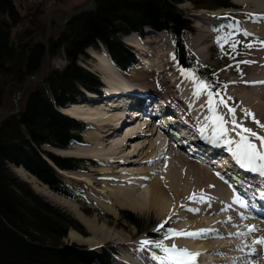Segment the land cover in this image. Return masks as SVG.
<instances>
[{
    "label": "trees",
    "instance_id": "obj_1",
    "mask_svg": "<svg viewBox=\"0 0 264 264\" xmlns=\"http://www.w3.org/2000/svg\"><path fill=\"white\" fill-rule=\"evenodd\" d=\"M180 2L94 0L95 12L74 18L65 33L50 42V54L63 47L69 65L48 73L43 78L44 86L27 90L20 112L0 122V264H111L106 252L64 242L70 228L84 233L81 225L38 196L9 166L21 165L53 188L56 174L40 157L39 146L48 143L65 147L70 141H80L78 124L54 106H63L74 97L78 83L89 89L96 87L94 77L75 65L76 55L99 39L119 64L129 61L117 34L145 25L180 30L186 24L176 7ZM19 19L12 0H0V108L9 107L4 86L19 88L40 68L39 61L44 56L43 43L31 42V35L25 39L17 36L8 46L11 29ZM49 157L58 167L75 168V160ZM122 213L138 225L130 212Z\"/></svg>",
    "mask_w": 264,
    "mask_h": 264
},
{
    "label": "bare ground",
    "instance_id": "obj_2",
    "mask_svg": "<svg viewBox=\"0 0 264 264\" xmlns=\"http://www.w3.org/2000/svg\"><path fill=\"white\" fill-rule=\"evenodd\" d=\"M234 2L241 4L245 9L244 10L240 9L239 11L232 10L233 12H238V13L244 12V14H248V16L254 18V22L249 25L247 24L246 28L243 27L244 28L243 31L248 34H252V36H255V37H254V40L253 38L248 40V44L250 45V51L245 56L248 59V60L246 59L248 63H243V65L241 64L243 66L242 70H244L246 73H247V70L250 71V73L252 71V74L250 78H248L246 81L242 83V86H240V90H236L235 94L233 92V95L231 93V97L228 96L229 93L227 94V96L229 97V99L235 98L236 105L234 109H235V117H236L235 119L237 123L242 125L243 128L251 129L252 132L256 133L257 136H264V127L260 126V125H264V84L253 83V82H258V81H264V0H234ZM239 15L241 17L243 16V14L241 13ZM203 20L205 19L201 18L202 23H203ZM237 31H239V29H237ZM206 32H204L203 36L200 38L199 43L197 44L193 43V46L197 47L200 44H204L207 42L208 37H207ZM131 41L134 45L138 46L141 49L148 48L147 46L142 45L139 41H137L134 38H132ZM195 55H201V50L197 49L195 52ZM96 57H97L96 62L98 63L96 69H100L102 71L101 75L106 79L105 81L108 83V85L112 87L109 92L111 93L113 90H115V88L117 89L121 88L123 91L129 92L130 88H129L128 82L120 76V74L115 70L114 66L108 61L107 57L101 53H97ZM186 73L190 74L191 76L194 75L190 70L187 71ZM188 77H186L184 88L189 89L190 91L192 86L195 85V83L193 81V78L189 79ZM141 81L148 84L144 78L143 79L141 78ZM196 82L198 84L199 80L196 79ZM197 84L195 86H197ZM238 87H239V84H238ZM116 93L117 94L115 95L119 97L120 93L118 92ZM184 94H187V93L184 92ZM112 95L114 96V94ZM190 95L191 96L187 98L189 107L191 109L195 107V110L197 111L198 110L197 104L198 103L201 104V97L200 95L197 96L196 92ZM208 98L209 97H208V92H207L206 99ZM117 101L118 99H116V102ZM112 102H114V99H112ZM116 104L118 106L120 105V102L118 101V103ZM121 107L116 109L117 111L115 112L113 111L114 109L107 110L106 108H103V107H95V109L91 108L89 110H82L80 109L79 105H73L71 106V108L70 107L66 108L64 110L66 113L80 120L82 119L92 124V127L94 128V132H91V133L95 135V138L97 140L95 147L87 148V147L74 145L73 146L74 150H71V152L77 153V154H83L85 156L94 157L95 159H98V161L99 160L103 161L105 165L109 161L108 164L110 165V162H117L118 159H119L118 162L122 161V157L121 156L119 157L118 154L121 152V148L125 146L127 143H129V141L132 138L136 136H141V135L150 136L151 134H156L155 132L157 131H155L154 127L150 128L149 130L144 129L141 131L140 127L136 128L134 126L132 128H128L131 126V125L130 126L128 125V127L124 128L125 130L122 128L123 129L122 134L118 133L116 136H112V138H110L109 134L111 133L112 130L114 131L115 129H117L118 131L120 124H122L123 122L124 124H126L127 122V119L124 118L126 113H124V116H123L122 113L120 112V109H123ZM156 109L158 112L161 111V107L159 106V104L156 105ZM195 110L193 111L195 112ZM246 110L254 114L255 120L259 121V125L255 123L251 117L245 115ZM191 115H196V112L191 113ZM212 115H213V112H212ZM212 115L211 114L208 116L204 115L203 123H204L205 130L210 131V135L213 136L214 125L212 121L209 119V117H211ZM135 116H138V115H135ZM230 120H231V117H230ZM140 126H143V125H140ZM231 127L233 128V125L229 121L227 128L230 130ZM138 129L140 130L141 133L133 136V134L138 132L137 131ZM235 131H236L235 133H238L240 131V128H237ZM236 136H239V135H236ZM238 138L240 139V137ZM249 138L251 140L252 139L259 140L256 138V136L249 135ZM227 139H231V138L227 135ZM190 140L193 142L196 141L195 138H190ZM222 140L224 141L223 138ZM259 142H252V143L258 144ZM146 144L148 145V151L145 150L146 153L144 154V156H147V159L145 160L146 162L148 161L150 162L151 160L157 162L161 159H165V164L167 166L164 167V169H162L160 176L156 175V171L154 172L152 171V173L147 176L148 178L147 186L142 189L141 187H139L141 183L139 184V186H136L134 183L133 187L131 188L121 187L117 185L118 183L113 184V185H107V187L103 189L95 188L94 191L97 193V198L99 200L98 205L109 211H113V206L115 204L120 205V206H127L137 211L153 210L155 214L161 218L164 216L167 217V216L174 215L175 220H180V222L177 221V223L174 225L173 229H176V230L183 229L186 231H196L198 229H211L213 231L210 232L206 236H203L201 238H195V239L192 238L193 240H196L195 242L193 241L189 242L185 237H174L171 239L170 244L171 245L176 244L177 247L179 248H187L191 252H197V253H201L202 251L209 252L205 255V257L209 261L207 263H210V264H217L218 262L231 263L228 261L229 260L228 256H230L233 251L237 250V249H234V247L236 248L239 247L238 245H240V243L234 244L236 243V241H232L231 244L228 243V244L220 245L218 240H216L218 239L216 237L221 236V234L227 235V233L224 230L221 231L219 229L217 230L212 227L215 226L216 224H220L221 222L227 220L229 222H232L231 225L234 226L233 227L234 229L230 230L229 232L227 231L228 234H231L234 237H237V238L239 237L240 239H242L244 238L245 235L237 236L236 233H243V231L241 230L244 227H246L245 223L240 221L239 216L236 218L231 213H230L231 215H228L230 217H227L224 219H221V218L202 219L201 216H196L199 214L203 215L204 213L216 215L221 210L226 211V204L228 202L235 203V201L231 198L232 195L230 191H228L225 188L224 183L222 182V180H220L222 179L221 177L227 178L230 176L229 172L225 169V167L223 168L222 166L225 159L224 158L220 159V157H217L216 156L217 153L215 152L213 153L214 156H211V159L216 160L215 164L219 165V168L216 167V169L226 170V171L224 170L226 172L225 174L221 175V177L220 176L217 177L212 171H210L206 167L195 165L193 161L190 162L186 159H183L182 156L176 157L174 155V152L172 151L173 149L170 147V144L169 143L167 144L165 142L164 136L162 135V133L158 134V136L155 138L152 137ZM229 146H231V149L234 150L236 143L233 142ZM136 149H138L137 152L142 150V148L139 147L138 143L135 144L134 151H136ZM207 150L209 149H207L206 147L201 148L199 150L200 156L203 158H207V157H210L209 155H213V154H208ZM261 150H264V149H261ZM229 152L233 156L232 152L231 151ZM156 156H158L157 159H155ZM175 158H179V160L175 161ZM183 161L184 163H182ZM177 163H180V164H177ZM183 164H185V166ZM183 167L185 169H183ZM150 168L151 167H147V168L145 167L144 170L146 169V171L142 173L147 174L149 170H154L153 168L152 169ZM15 170L21 176L23 175L22 171L19 172L18 169H15ZM122 171L123 169H119L118 171H113L112 169H109V167L107 166H105V168L102 169L103 173H106V172L114 173V172H122ZM256 171H259V170H256ZM187 174H189L188 177L185 176ZM110 178L115 179V177H110ZM138 179L141 180V177H138ZM115 180H119V179H115ZM234 183L238 184L239 182L238 180L234 179ZM192 196L196 197L197 203L199 204V206L196 208L189 205V203L192 200H194V199H189V197H192ZM201 196L205 198L203 201L199 199V197ZM104 200H107V201L104 202ZM108 201H111V202L109 203ZM223 205L225 208L222 207ZM190 209H198L199 211L194 212V211H190ZM183 210L186 211V216L179 215V213H181ZM203 211L205 212L203 213ZM175 215H178V216H175ZM259 215H261V213L256 211L255 216H259ZM77 216L80 218V220H82L86 224L87 228L91 229L93 232H99V231L102 232L100 228H96L93 221L87 220L83 215L77 214ZM80 216H83V217H80ZM184 218H189V219L192 218V219L191 221L184 222ZM234 221L237 224H235ZM254 221L255 222L252 223L250 227L255 226L257 231L255 233H250V234L246 233L245 231L246 236L247 237L251 236L254 238L257 237L256 239L264 237V221H257V218H255ZM211 223L213 224L211 225ZM239 224L244 225V227L239 228L238 226ZM68 237L70 239H77V241L82 240L84 242H88L87 244H89V246L95 245L98 242L103 240L102 233H100L99 237L96 239L93 237L84 238L80 236L79 234L73 231H70L68 233ZM246 238L244 241L242 240V243H243L242 245H245ZM185 239L187 241H184ZM227 240L228 239L226 238V241ZM142 241L144 240H140L138 242H142ZM138 244L141 246V243H138ZM127 245L129 249H132L130 244H127ZM249 245L254 246L256 249L249 248L248 250L241 251V253L243 254L242 258L245 260L250 257H255L254 255L257 253L256 251L258 247H260V251L264 248V247H261L260 245H255L254 243H252V241L249 242ZM210 251L216 252L215 253L217 255L216 260L215 258L212 257L213 253H211ZM199 256L196 257L195 264H199V262L203 260V259L199 260ZM122 260H125V259L122 258ZM252 262H256V261L253 260ZM141 263L147 264L145 261L143 262L141 261ZM247 263L248 261H244V262L236 263V264H247ZM231 264H235V263H231Z\"/></svg>",
    "mask_w": 264,
    "mask_h": 264
},
{
    "label": "rangeland",
    "instance_id": "obj_3",
    "mask_svg": "<svg viewBox=\"0 0 264 264\" xmlns=\"http://www.w3.org/2000/svg\"><path fill=\"white\" fill-rule=\"evenodd\" d=\"M12 1L15 3L16 7L18 8L19 14H21V16H27L23 19V21L17 27H13L11 29V32H12V34H11L12 38L11 39H13L12 41L15 42L16 36L22 35V30L25 32V30L28 29L27 27H31V28L34 27V25H31V22L29 19H31L30 16L34 15V9L39 5V7H38L39 12L36 13L35 16H37V24L39 25V30H41V31L38 33L34 32V31L28 32V35L32 36L31 42L40 41V42L44 43L45 45L47 44L49 54L47 56H43L40 59L41 61H39L40 62L39 66H41L40 68L43 69L46 66V64H45L46 61L49 60V69H48L49 73H52L53 71L64 70L69 65V60L67 59L64 50L60 47L58 50H56L55 54L50 55L51 46L49 48V46H48L49 41L51 39H53V37H54L53 40L56 41L59 37V36H57L59 31L64 30L65 26L62 27L61 22L64 21L66 13L68 11L79 10L82 6L89 5L91 0H70V1L67 0V3L65 5H64V3L62 4L63 0L62 1L61 0H12ZM225 1L227 2V0H225ZM84 2H86V3L84 5H82ZM232 3L237 5L241 10L245 9L241 4L235 3L234 0H232ZM180 7L187 13V15L190 19H192L193 13L199 12V10H197L195 7H193L188 2L181 4ZM220 10L222 11V9H220ZM203 12L206 13V11H203ZM227 13L237 17L241 21L244 20L245 24H246L244 26H238L235 30V33H236L235 36L239 39V41H237L235 43L236 48L239 49V52L237 54H234V52L237 50H235L234 48L231 49L229 47L230 46L229 43H226L224 41V42H221V43L216 45L215 44L216 40L214 39L212 42H210V44H208V47H207V49L209 48L208 51L205 50L206 47L204 45L207 42L204 43L203 45L200 44L199 48L201 49V55H198V59H201V60L199 61L194 56V54H192L191 51L188 50V44H189V38L188 37L184 36L183 44H184V48H186V50L189 52V54H191L193 56L196 66H199V67L204 66V68L207 69L210 76L206 79L207 80L206 82H210V84L213 85V87L217 88V91L215 92V94L217 95L216 96L217 99L215 98V95L211 92L213 95V99L215 101H220L221 99H223L227 104V107H224L223 105H219V102H216V106H218V108L216 107L215 109L217 110V112L220 115L224 116L225 120L230 121V115L228 114V108H234L236 104H235V98L229 99L228 96L231 97V93L233 95V92L235 94L236 90H240V86H242V83L244 81H246L248 78H250V76L252 74V71L250 73V71L247 70V73H246L244 70H242L243 69L242 65H243V61L248 60L245 57L246 54L250 51V46L248 44V40H250L252 38L254 40L255 36H252V34H248V33L243 31L244 30L243 27L246 28L247 24L248 25L252 24L254 22V18L248 16V14H244V12H240L241 14H243L242 17L239 15L240 13L233 12L232 10L227 11ZM47 14H49V25L45 22V16ZM52 16H54V18H52ZM46 17H48V16H46ZM202 19H204V17ZM193 20H194V22H193L194 25H197L199 23V21L196 18H194ZM237 29H239V31H237ZM64 31H66V28ZM243 33L244 34L246 33L245 36L243 38H240V35ZM203 34L204 33H200L199 38H201L203 36ZM45 36L48 38L46 43L44 41ZM55 36H57V37H55ZM152 36L156 37V36H158V33H154V34H152ZM159 36H161V35H159ZM19 37L22 39L21 36H19ZM129 38H131V37H129ZM169 48H170V45L168 44L167 49H169ZM92 49H94V48L90 47V49H88L89 51L87 50L86 52L83 49L81 54L76 55V59L74 61L75 65L76 66H78V65L79 66H85L89 70L95 72L97 64H98L96 62V60H97L96 54L98 52H96L95 50H92ZM160 52H161V50H160ZM88 54L92 58H90ZM161 54H162V52H161ZM169 56H170V54L165 56V57H162L159 60H164L165 58H167ZM158 63H159V65L161 64V62H158ZM171 65H172V63H171ZM166 66H167V63H166ZM97 71L100 74H102V71L100 69H97ZM40 75L41 74H38L37 76H35L31 80V82L28 85L29 86L28 90L31 88H35L37 85L42 83L43 78ZM230 75H232V76H230ZM150 76L153 78V81L149 80L150 78L147 76H142V79L144 78L145 81H148V82L151 81L154 86H157L158 89H161L163 91H165L166 88H169L168 79L169 80L171 79L172 83L175 81V87L177 88V87L185 84L184 80L186 77H188L186 75L184 76L183 74H180L178 71L170 73L168 76L156 75V74H151V73H150ZM192 77H193V81H194L195 85L197 84L196 79L201 81L195 75H192ZM231 77H232V79H231ZM152 83H151V85H152ZM238 84H239V87H238ZM195 85L192 86L191 89L193 91L190 94H193L194 92L197 91V86H195ZM232 85H233V87H232ZM222 88H224V89L222 90ZM227 88H228V90H227ZM4 90H5V94H6V98H7L6 101L8 100L7 94H9V100H8L9 105L15 106L14 105V93H15L14 89L11 88V86H9V85H5ZM184 91L186 92L187 89H184ZM207 92H209V91H207V90L201 91L200 97H201L202 106L199 103L197 104L199 111L198 110L196 111L195 107L192 109L190 108L191 109V112L189 111L190 114L196 112L197 118L194 117L196 120H198V118L202 117L200 112L203 113V115H207V116L210 114L212 115V112H211V110L207 104V101H208V99H206ZM227 94H228V96H227ZM178 96L179 95L176 94L175 98H178ZM189 96H191V95H189ZM21 100L19 101L20 106L22 104ZM70 108H71V106H70ZM93 109H95V108H93ZM82 110H84V109H82ZM193 110H195V112ZM87 124H90V123L87 122ZM90 125H92V124H90ZM126 127L127 126H125L124 128H126ZM123 129L120 130L119 132H117V129H115L114 131L117 132V134L118 133L122 134ZM231 129H232V127L230 128V130ZM230 130L228 131V134H227L230 138H231V136L234 137L237 135V133H235L236 131L231 132ZM91 132H94V128L88 129L87 131H85L83 133L82 139L84 140L85 145H88V146H85L87 148L88 147L92 148V147L96 146L97 140L95 138V135H93ZM158 134H160V132H158L156 134H151L150 136H146V135L142 136L141 135V136H136V137L132 138L131 139L132 141L130 140L131 142L129 141V143H127L125 146H123L121 148V152L118 154L119 157L120 156L122 157L121 162H118V160H119L118 159L117 162H110V165L108 164L109 163V161H108L107 164L105 165V163L103 161L99 160L102 163H104L101 166V168H93L90 165L85 164L86 166L81 167L83 170L82 173H73V172H68L70 174L66 173L65 175H68V176L74 175L75 178H77V179H79V178L80 179L82 178L84 180L89 179L87 182H90L93 186L91 188V186L89 184L87 185V184L83 183L82 181H80V182H82V184L77 186V188H76V191L78 194L77 199L79 200L78 202L72 201L71 199L67 198L66 196H64L61 193L54 192L53 190H51L49 187H47L45 184H43L41 181H39L37 178L32 176L27 171H25V170L23 171L20 168H14L16 166H13V165H11L9 167L16 176H18L19 178H21L25 182H27L30 189L32 191H34L36 194H38L42 199H44L45 201L49 202L50 204L58 207L59 209L66 211L67 213H69L74 218L76 217L82 224H84V226H82L83 232H84L83 234L79 233L75 229H71L68 232L73 231V232L79 234L80 236H82L84 238L85 237H93L96 239L99 237L100 233H102L103 240L98 242L95 245H92V246L103 245L104 248H106V249L108 247H113L115 250H117L118 253H121V256H124V255L128 254L125 251L128 247L127 244L137 243L140 240H147V239L149 241L154 242V243L157 241L165 240V238H164L165 233L168 230L165 226L158 233H155L154 230L157 229L162 223H164L163 219L166 218V216L161 218V217L157 216L153 210L137 211V210H133L130 207L120 206L117 204H115L113 206V211L106 210L103 207H100L98 205L99 200L97 198V193L94 191V189L95 188H102L103 189V188L107 187V185H113V184H117V183H118L117 185L124 187V188H128V187L131 188V187H133L134 183L136 186H139V184L141 183V185L139 187H141V189H142V188L147 186V182H148L147 176L150 175L152 173V171L153 172L156 171V175L160 176L162 169H164V167L167 166L165 164V159H161L157 162L152 161V160L149 162L147 160L148 162H146L145 160L147 159V156H144L146 151H148V145L145 143H148V141L152 137L153 138L157 137ZM112 136H116V135L115 134L110 135V137H112ZM238 137L239 136H236L237 140L235 143L239 142L240 139ZM259 137H264V136H259ZM107 138H109V137H107ZM249 140L251 143L260 141V140H254V139L251 140L250 138H249ZM136 143H138L139 147L141 145H143L140 147V148H142V150H140L139 152H137L138 149H136V151H134V147H135ZM73 146L68 150H58L56 152L59 154H68L69 155L68 157L85 158V159L94 158V157L91 158L90 156L84 157L85 155H83V154L72 153L71 150H74ZM234 148H236V146ZM172 151L174 152V155L176 157L177 156L179 157L180 155H182V153L178 152L177 150L175 152V149H173ZM207 153L213 154L214 152H213V150L212 151L207 150ZM183 157H185V158H183ZM183 157H182L183 159L193 160V158H191V157H187V156H183ZM157 158H158V156L155 157V159H157ZM183 159H181V160H183ZM178 160H179V158H175V161H178ZM190 162H192V161H190ZM182 163H184V161ZM177 164H180V163H177ZM183 165L185 166V164H183ZM105 166L109 167V169H112L113 171H118L119 169H123V171L122 172H114V173H110V172L103 173L102 169H104ZM145 167L146 168L151 167L150 169L153 168L154 170H149V172L147 174L142 173V172L146 171V169L144 170ZM15 169H18L19 172L22 171L23 175L21 176ZM183 169H185V168L183 167ZM100 173H103V174H100ZM65 175H63L64 176L63 178H65ZM74 176H73V178H74ZM185 176L188 177L189 174H187ZM110 177H115V179H119V180H115V179L110 178ZM138 177H141V180L138 179ZM70 183L72 184L73 182L71 181ZM106 201L107 200H104V202H106ZM108 202L110 203L111 201H108ZM119 210L120 211L121 210H128L129 212H131L134 215L132 217L137 219V223H138L139 227L134 225V224H131V220L129 218H127L126 216H123L119 212ZM204 212L205 211H203V213ZM77 214L83 215L87 220L93 221L96 228H100L102 232H100V231H99L100 233L99 232H93L91 229L87 228L86 224L82 220H80V218L77 216ZM83 216H80V217H83ZM181 216H182V214H181ZM196 216H208L209 219H212L213 218L212 216H215V217L216 216H226V214L225 215H222V214H216V215L210 214L209 215L208 213H204L203 215L199 214ZM167 217L168 218H166L165 220L172 221V219L169 217H174V215L167 216ZM221 223L224 224V226ZM221 223L219 226L225 227L226 230L229 232L230 229H229L228 225H225L226 223L224 221ZM230 223L232 224V222H230ZM173 224H175V223L173 222ZM171 225H172V223H171ZM237 230H238V228H237ZM227 231H225V232L227 233V235H229L228 237H230L232 240L237 238V237L232 236L231 234H228ZM150 233H151V235H150ZM142 236L146 237L147 239L142 238ZM230 238H227L228 239L227 241H232V240H230ZM248 238L251 240H254L257 237L254 238V237L249 236ZM218 239H219L218 242L226 241V239H220V238H218ZM246 240H247V238H246ZM64 242L75 243V244H78L80 246H89V244H87L88 242H84L82 240L77 241V239H70L68 237V234H67L66 238L64 239ZM170 242H171V239H170ZM228 243H230V242H228ZM228 243H226V244H228ZM250 247H251V249H256L254 246H250ZM104 248H100L97 250L101 251ZM161 253L164 254L163 251H161ZM206 253H209V252H206ZM211 253H213L212 257L215 258V260H216L217 259V255L215 254L216 252H211ZM235 256H236V253H233L231 255L232 258H234ZM124 258L126 260H128L129 256L127 255ZM139 258L142 262L144 261V259L142 257H139ZM139 258H135L133 260L135 262H133V263L121 262V264H138ZM248 260H249V258H248ZM152 262L153 261H150L149 263L153 264Z\"/></svg>",
    "mask_w": 264,
    "mask_h": 264
},
{
    "label": "snow or ice",
    "instance_id": "obj_4",
    "mask_svg": "<svg viewBox=\"0 0 264 264\" xmlns=\"http://www.w3.org/2000/svg\"><path fill=\"white\" fill-rule=\"evenodd\" d=\"M250 46V45H249ZM233 48H235V44H233ZM243 63H248V61H243ZM185 75L189 76V79L193 77L190 74L185 73ZM253 83H261L264 84V81H258ZM210 85L205 83L204 81H199L197 84V91L196 95L199 96L202 90L210 89ZM208 101L207 104L210 110L213 112V115L209 117L214 125L213 129V136L209 139V143H215L220 139H224V142L228 145L233 143L232 140L227 139V134L229 129L227 128V124L229 123L228 120H225L223 115H220L216 112V101L213 99L212 93L208 92ZM220 105L227 107L226 102L221 99L219 101ZM228 114L231 117L230 123L233 125L231 131H235L237 128H240V131L237 133L239 135L240 140L236 143L235 150L229 148V151L232 152L234 158L236 159L237 163L240 164L242 167H252L256 166L258 170L261 172V175H264V137H259L256 133L252 132L251 129L243 128L242 125L238 124L235 119V109L228 108ZM245 115L249 116L253 119L255 123L259 125V121L255 120L254 114L249 111H245ZM264 127V125H260ZM203 131V129L201 130ZM249 135L256 136L257 139L261 141L260 148H258L255 144L251 143L249 140ZM257 161L261 163L257 165ZM189 199H196L195 196L189 197ZM201 201L205 198L203 196L199 197ZM190 211L198 212V209H190ZM164 223H167L165 221ZM164 223H162L156 231L159 232L161 229L164 228ZM213 230L211 229H198L196 231H186V230H176V229H168L165 233V239H172L174 237H185V238H201L203 236L208 235ZM253 231H257L255 226H252L248 229V233L250 234ZM237 236L244 235V233H236ZM255 245H260L264 247V237L258 238L253 241ZM152 245L154 248L160 249L163 251V256H155L153 255V259L161 261V264H195L196 257L201 255V253L191 252L187 248H179L176 244H172L171 247L165 246L163 241H157L153 244L152 241L144 240L141 242V249L144 247Z\"/></svg>",
    "mask_w": 264,
    "mask_h": 264
},
{
    "label": "flooded vegetation",
    "instance_id": "obj_5",
    "mask_svg": "<svg viewBox=\"0 0 264 264\" xmlns=\"http://www.w3.org/2000/svg\"><path fill=\"white\" fill-rule=\"evenodd\" d=\"M62 1V0H61ZM70 1V0H69ZM64 3V5L67 3V0H63L62 1V4ZM39 12V11H38ZM38 12H36V13H38ZM36 13H35V15H36ZM35 15H33L32 17L33 18H31V19H29L30 20V22H31V25H34V27H33V29L35 30V32H40L41 30H39V25L37 24V16H35ZM46 16H48V17H46ZM45 16V22L49 25V14H47ZM29 31H31V28L30 27H28V29H26L25 30V32H29ZM24 32V33H25ZM43 46H44V49H45V44L43 43ZM49 46V45H48Z\"/></svg>",
    "mask_w": 264,
    "mask_h": 264
},
{
    "label": "water",
    "instance_id": "obj_6",
    "mask_svg": "<svg viewBox=\"0 0 264 264\" xmlns=\"http://www.w3.org/2000/svg\"><path fill=\"white\" fill-rule=\"evenodd\" d=\"M67 20H68V19H67ZM63 24H64V22H63ZM45 53H46V55H48V54H47V51H45ZM48 62H49V61L47 60V65H48ZM43 73H46V72H43ZM29 79H30V78H29ZM21 91H22V90H21ZM11 113H12V112H4V113H2V114L6 116V115H10Z\"/></svg>",
    "mask_w": 264,
    "mask_h": 264
}]
</instances>
